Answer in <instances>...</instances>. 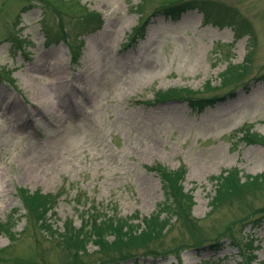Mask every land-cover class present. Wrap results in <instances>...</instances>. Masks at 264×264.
Returning a JSON list of instances; mask_svg holds the SVG:
<instances>
[{
  "label": "rangeland",
  "instance_id": "rangeland-1",
  "mask_svg": "<svg viewBox=\"0 0 264 264\" xmlns=\"http://www.w3.org/2000/svg\"><path fill=\"white\" fill-rule=\"evenodd\" d=\"M0 264H264V0H0Z\"/></svg>",
  "mask_w": 264,
  "mask_h": 264
},
{
  "label": "trees",
  "instance_id": "trees-1",
  "mask_svg": "<svg viewBox=\"0 0 264 264\" xmlns=\"http://www.w3.org/2000/svg\"><path fill=\"white\" fill-rule=\"evenodd\" d=\"M185 100L187 101L188 105L194 109L197 107L203 108L207 105V103L209 101L210 102L213 101V99H199V98H187ZM168 175H169V172L167 170L161 169V177L160 178H161V182L163 183V185L165 187H168L167 186ZM168 193H170L172 198H174L176 196L175 189H173V190L171 189L170 192L168 191ZM115 227H116V224L108 225L104 222H101V221L99 222L97 219H93V220L86 219V220H83L80 228L78 230L74 231V234L80 240H83L85 237H89V239L91 241H93L95 244H98V237L101 234L105 233L106 231H110ZM123 229L126 230L125 227L124 228L118 227L117 229L114 230V233H112L114 236V239H116V238L121 239L122 238V235L124 233Z\"/></svg>",
  "mask_w": 264,
  "mask_h": 264
}]
</instances>
